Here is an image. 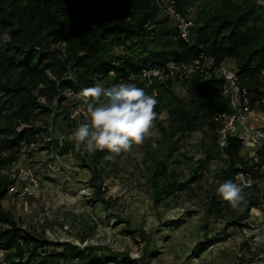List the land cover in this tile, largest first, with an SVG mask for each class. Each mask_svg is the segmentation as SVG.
<instances>
[{
    "label": "trees",
    "instance_id": "1",
    "mask_svg": "<svg viewBox=\"0 0 264 264\" xmlns=\"http://www.w3.org/2000/svg\"><path fill=\"white\" fill-rule=\"evenodd\" d=\"M170 1L186 18L198 0ZM192 20L185 40L177 27L169 26L156 0H0V252L6 264H32L38 258L43 264H98L104 256L114 264L132 263L129 257L121 260L107 251L101 253L98 247L54 243L47 237V225L35 234L2 205L11 199L9 189L14 185L6 171L24 151L33 153V146L42 144L54 146L57 155L75 151L80 167L89 168L92 174L89 183L94 192L87 203L97 201L110 208L102 173L114 167V158L106 159L114 154L105 150L81 156L72 141H62L61 146L55 139L54 144L43 139L44 134L51 136L47 131L52 115V125L63 117L69 132L73 130L77 122L69 114L79 103L75 94L94 86L96 80L106 86L133 82L149 94L158 93L154 110L165 111L168 125L157 123V145L145 152L156 207L168 209L191 199L202 189L212 162L223 155L226 166L206 192V218L224 220L228 227L248 228L251 210L261 207L264 195L256 185L242 188L237 176L264 179V172L256 169L264 163V145L256 151L258 161L244 152L237 138L230 137L225 149L218 145L217 118L231 109L229 97L223 95L226 81L216 75V69L225 61L232 62L237 68V86L247 90L251 110L263 103L264 4L212 0L199 5ZM207 59L213 61L211 69L188 78L169 76L165 83L149 87L141 80L145 70L161 69L168 75L171 62L181 66L200 61L204 65ZM177 86L186 88V97L178 95ZM198 133L203 137L197 159L185 148L187 138ZM226 180L236 183L244 195L238 210L230 214L233 207L216 195V188ZM76 223L77 232L90 230L80 219ZM243 247H249L248 243ZM197 249L203 250L202 245Z\"/></svg>",
    "mask_w": 264,
    "mask_h": 264
},
{
    "label": "rangeland",
    "instance_id": "2",
    "mask_svg": "<svg viewBox=\"0 0 264 264\" xmlns=\"http://www.w3.org/2000/svg\"><path fill=\"white\" fill-rule=\"evenodd\" d=\"M211 1H196L186 18H191L203 2ZM167 18L171 28L177 27L175 21ZM234 70L237 68L234 67ZM175 77L176 73L173 74ZM176 92L182 97L187 96L186 88L181 86L176 87ZM152 94L158 96L156 90ZM154 112V119L143 142L134 145L128 152L114 154V167L109 166L102 173L107 187L105 196L111 200L110 208L106 209L105 204L97 201L87 203V198L92 199L94 192L89 183L92 174L89 168L80 167V158L75 156L74 150L73 153L57 155L54 146L48 148L42 144L34 148L33 153L32 150L24 151L19 160L21 164L11 169L17 175V181H22L24 165L32 167L42 182L41 197L20 202L11 198L2 205L15 215L24 229H30L35 234H41L43 230L36 224V219L48 209L51 216L43 227L47 225V233L50 232L48 237L52 242L71 243L84 248L98 247L101 253L107 251L120 256L121 260L129 257L131 264H264V200L259 209L251 210L248 228L228 227L224 220L206 218V192L213 177L226 166L223 155L212 162L210 172L202 182V189L196 191L191 199L185 198L168 209L153 204L145 152L147 147L157 145L160 136L157 123L160 121L168 125L165 111ZM53 117L49 120L51 126L47 131L51 136L44 134L43 139L51 144H54V139L59 143L70 141L68 136L71 132L62 122L63 117L52 125ZM250 126L255 131H264V101L251 114ZM202 137L203 134L198 133L186 140L185 151L197 159L200 157L198 150ZM260 145H264V142ZM258 149L257 144L248 147L246 153L251 156ZM80 154L84 156L87 153ZM52 155L58 156L54 169L48 166ZM237 210L236 207L231 208L228 214ZM78 219L81 220L80 224H89L87 233L77 232ZM245 242L249 247H243ZM199 245L203 250L197 249ZM0 264H6L3 252H0ZM32 264H43V259L38 258ZM98 264L114 263L104 256Z\"/></svg>",
    "mask_w": 264,
    "mask_h": 264
},
{
    "label": "clouds",
    "instance_id": "3",
    "mask_svg": "<svg viewBox=\"0 0 264 264\" xmlns=\"http://www.w3.org/2000/svg\"><path fill=\"white\" fill-rule=\"evenodd\" d=\"M258 3L264 4V0H258ZM75 98L82 101L85 117L73 128L68 139L82 154L105 150L120 154L132 150L134 145L143 142L158 103L154 94L133 82L106 86L101 80H96L92 87L81 89ZM216 195L233 208L244 200L242 189L232 180L220 183Z\"/></svg>",
    "mask_w": 264,
    "mask_h": 264
},
{
    "label": "built area",
    "instance_id": "4",
    "mask_svg": "<svg viewBox=\"0 0 264 264\" xmlns=\"http://www.w3.org/2000/svg\"><path fill=\"white\" fill-rule=\"evenodd\" d=\"M158 5L161 7L164 14L167 17L171 18L177 23V28L180 32V35L183 39H188L190 28L193 25V20L191 18L183 17L179 12L176 11L174 7V2L170 0H156ZM60 48V47H59ZM213 66V61L207 59L204 65L200 61H196L190 65H181L178 66L174 62L168 64L169 74L165 70L161 69H150L145 70L141 76V80L146 83V85L152 86L154 81H159L160 83H165L168 77L173 78V74L180 75V79L188 78L193 73L198 71H203L205 68L211 69ZM216 75L219 78H223L226 81V85L223 90V95L229 97L230 99V113H223L218 116L217 121L220 123V128L217 132V143L221 149H225L228 145V140L230 137L237 138L244 145L246 149L248 147H253L264 142V131H255L250 126L251 114L255 110H251L250 101L248 98V92L246 89H240L237 86V74L233 68L232 62L225 61L218 69H216ZM69 117L72 121L81 122L84 120L85 111L82 105V101L72 108L70 111ZM60 145H63V142L60 141ZM37 148V146H33ZM255 157V161H258L256 153L251 155ZM57 155H52L50 163L48 164L50 169L58 164ZM21 164L18 162L14 163L6 171L12 179L14 180V185L9 189V197L16 200L17 202L24 201L26 199H39L42 194V182L39 177L34 172L33 168L29 165H24V169L21 171L22 181H17L16 174L11 171V169ZM256 169L264 172V163L257 167ZM242 188L250 189L253 186H257L264 195V179L263 180H252L249 177L239 174L237 176ZM84 196V195H83ZM89 200V198H87ZM51 211L45 209V211L36 219V224L42 227L47 220L50 219ZM68 230V227H65ZM48 231H46L47 233ZM47 233V237H48ZM49 238V237H48ZM51 241L52 239L49 238ZM57 242V241H55ZM80 248L84 249L83 246Z\"/></svg>",
    "mask_w": 264,
    "mask_h": 264
}]
</instances>
